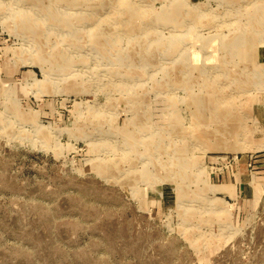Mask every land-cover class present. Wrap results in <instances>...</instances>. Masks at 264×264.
<instances>
[{
	"label": "rangeland",
	"instance_id": "374dc122",
	"mask_svg": "<svg viewBox=\"0 0 264 264\" xmlns=\"http://www.w3.org/2000/svg\"><path fill=\"white\" fill-rule=\"evenodd\" d=\"M58 1L76 38L11 17L52 0H0V264H264V74H253L264 69V0H126L127 12L145 3L182 24L183 41L140 47L141 20L126 14L124 61L80 29L119 2ZM241 35L253 43L233 48ZM67 44L78 47L63 69L55 50ZM197 128L204 140L192 143ZM236 163L234 194L216 176Z\"/></svg>",
	"mask_w": 264,
	"mask_h": 264
},
{
	"label": "bare ground",
	"instance_id": "6f19581e",
	"mask_svg": "<svg viewBox=\"0 0 264 264\" xmlns=\"http://www.w3.org/2000/svg\"><path fill=\"white\" fill-rule=\"evenodd\" d=\"M52 1L53 2L50 4H47V6H44L43 8L41 7L38 9L36 7V6H39L38 3H34V2L32 3L31 2V4H28V6L21 8L19 10L21 12H15V11L12 12L11 17L14 18L15 24L23 30H24L23 27H26L29 25L37 26L38 22H39L41 25L46 24V26H47V28H46L47 30L45 31L46 33L47 32L50 33V32H52V30L55 31L56 29H59L58 27L64 26L66 28L60 29L59 31H64L67 34L71 33L69 36L76 38V33H77L75 31L76 28H68V26H70L72 24L69 20V16H67V15H69L68 14V12L70 10L69 7L61 6L63 8V10H61L59 8V5H58L59 1L58 0H52ZM114 1L120 3V4L115 3L117 5L116 9H111V7H110L109 9H107L104 12V14H102L100 16V18L95 19V21H93L90 25L84 26L83 28H80V29H85V31H87V36L85 38L87 45L94 47L95 49L99 48V46H100L99 44L104 45V48H99L100 50L98 53L101 54L103 52V50L106 49V51H108V52L112 51L113 54L117 55L115 60H122V61H124L128 57L132 56V51L131 52L127 51L128 52L127 53L125 50H123L124 48H122V46L121 47L118 46L120 44V42L122 41V39L120 37H124L127 41H129L131 39V36H132V38L134 37V35H133L134 32L131 33L130 26L127 25V22L125 21V20H127V17L125 16L126 14L128 15L129 18L130 17L133 18V16H134V17L139 18V20H141L140 29L142 31L146 32V33H144V34H146V36L144 39L141 38V42H143L142 44H141L140 40H139V42H137V44H139L140 47L147 49V48H151V46L156 43L159 48H162L163 46H165V44L166 45L171 44L173 46L176 45V48H177V46L180 45V43L183 41V38L181 36H178L180 33L176 34L177 28L178 27L181 28L180 26L182 24L177 23L176 20H175V22L171 21L173 24H170L171 22L168 23L169 18L166 16H163L162 13L160 15H158V17L154 16L152 8L149 4L136 2V4H137L136 10H134L133 12L132 11L127 12L126 7H125L126 6V4H125L126 0H114ZM135 1L136 0H134V2H132V0H131L130 3L134 4ZM112 3H113V1H112ZM121 3H123V4H121ZM200 5H201V3H193L191 5V8H193L194 10H197L198 8H200ZM167 7H168V9L166 11L168 13H170V12L176 13V10H177L176 4H173V5L169 4ZM96 8L97 9H94L93 11L92 10L89 11L88 14L95 16L97 18V16H98L97 14L100 12V9H99V7H96ZM42 9L44 10L43 13L40 12ZM35 11H37L41 15L37 14ZM125 12H127V13H125ZM53 16H56L54 18V20H53ZM148 20L151 21V24H147ZM153 22H156V23H153ZM250 25H252V23ZM164 27H166L167 29L170 28L169 31L171 30V33L167 37L162 38L161 35H157V36L153 35L156 28L161 29ZM254 27L256 28L255 24L252 25V27L250 29L256 30ZM261 28H264V23H262L260 25V29ZM33 30H35V29H32L31 31H33ZM46 33H45V35L47 36ZM104 33L106 34V36L103 38L102 36L104 35ZM195 36L198 37L197 34H195ZM248 36L249 35H245V36L241 35L239 37V40L236 43L232 42V47L236 48V44H237L240 46V49H241L243 46V43H246L247 41H251V40L253 41V38L250 39ZM153 37H155V38H153ZM226 44H228V43H226ZM72 47L76 48L78 46H76L74 44H69V45L67 44L66 46H62V47L59 46V48H56V50H55V55L61 53V55L63 57H65L64 60L63 59L62 60H56V62L63 69H66L69 65L68 57L71 54V52H73V50H71ZM211 47H212V50L214 51V49L215 50L218 49L219 45L216 43L214 45H211ZM128 48H129V46H128ZM240 49H239V51H240ZM123 52H126V53H123ZM121 53H123L122 57H121ZM159 54H161V52H159ZM201 55L205 56L206 53L201 54ZM214 55L216 56V53H214ZM183 57H184L185 61H187L191 64V60L193 59L191 57V54H189L188 52L184 53ZM49 59L53 60L54 56H50ZM253 74H255L254 78L256 80H258L261 77V75L264 74V69H262L261 73L254 72ZM206 90H207V92H208V90L212 91V92H210L211 94H215V92L217 91V90H215V88H211V87L209 89L207 88ZM103 91H106V90L104 89ZM216 96H217V94H216ZM228 96L229 95L227 94L225 97H228ZM214 100L217 101V98H214ZM203 104H205V103H199L201 108L204 107ZM216 104H217V102H214V103L206 102L205 108L209 109L208 106L211 105L212 110L214 111V110H216V108H215ZM201 115H203V114L200 113V116L198 115L199 118L201 117ZM198 116L195 119H198ZM206 117H207V119L203 123L198 124L197 123L198 121L195 119H194V121L195 122L197 121V122L194 123V121H193V123L196 124V126H200V127L204 128L206 125H208V123H205V122H208L210 116H206ZM210 118H213L214 120L216 118H220V120H221V119H223V115H221V113H215V114H212V116ZM222 122H223V120L219 121L218 123L222 124ZM218 129L219 128L215 127L213 130V134L216 136H222L223 137V133L222 132L219 133L220 131ZM129 139L133 140L134 136H133V138H129ZM202 140H204V136L201 135V133L198 131V128H197L196 133L194 134V141H192V143H200V142H202ZM220 143H223V142L219 141L218 144H220ZM240 144L241 145L238 144L236 147H238L240 149L248 147V145L245 141H243V143H240ZM262 145L264 146V141L259 142L256 146H262ZM180 158H181L180 155L176 154V155H173L171 160H173L175 162V164L177 165V161L180 162ZM192 165L193 164L191 162L187 166L190 167ZM170 175L172 176V174H170ZM226 187H228V186L226 185ZM178 190H181V189H179V187H178ZM197 199H201L200 194L197 195L196 199H193L190 202H188L189 204H187V205L190 207L187 209L199 208V206L198 207L195 206V203L198 202ZM184 201H189V200L185 199L182 202H184ZM180 203H181V201H180Z\"/></svg>",
	"mask_w": 264,
	"mask_h": 264
},
{
	"label": "crops",
	"instance_id": "0c3cea01",
	"mask_svg": "<svg viewBox=\"0 0 264 264\" xmlns=\"http://www.w3.org/2000/svg\"><path fill=\"white\" fill-rule=\"evenodd\" d=\"M240 167H241V164H239V163L237 164L236 163V164L232 165L230 170L225 172V174L222 175L221 177L216 176V180H220L221 178L223 180H229V182L225 183V184H227V185H229L231 187L230 190L232 192L234 191L233 192L234 194H235V191L240 193V189L243 186V183L241 181V174H240L241 168ZM237 188H238V190H237ZM226 190L227 189L223 190L224 194H228L229 193L228 192L229 190H227V191Z\"/></svg>",
	"mask_w": 264,
	"mask_h": 264
}]
</instances>
